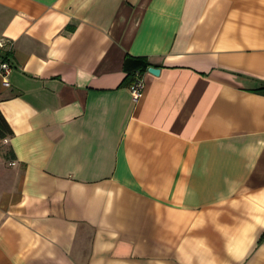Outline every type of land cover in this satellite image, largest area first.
I'll return each instance as SVG.
<instances>
[{
  "label": "crops",
  "instance_id": "1",
  "mask_svg": "<svg viewBox=\"0 0 264 264\" xmlns=\"http://www.w3.org/2000/svg\"><path fill=\"white\" fill-rule=\"evenodd\" d=\"M0 40V264H264V0H0Z\"/></svg>",
  "mask_w": 264,
  "mask_h": 264
},
{
  "label": "trees",
  "instance_id": "2",
  "mask_svg": "<svg viewBox=\"0 0 264 264\" xmlns=\"http://www.w3.org/2000/svg\"><path fill=\"white\" fill-rule=\"evenodd\" d=\"M149 66H150V63L144 56H140V57H128L127 56L124 61V68L127 71L126 80L128 81L129 85L134 81L135 73H139L141 75V73L147 70ZM254 91H256L257 93L264 94V84L254 89ZM11 133L12 131L9 125L7 124L3 116L0 114V138L2 139L6 137L7 135H10Z\"/></svg>",
  "mask_w": 264,
  "mask_h": 264
},
{
  "label": "built area",
  "instance_id": "3",
  "mask_svg": "<svg viewBox=\"0 0 264 264\" xmlns=\"http://www.w3.org/2000/svg\"><path fill=\"white\" fill-rule=\"evenodd\" d=\"M6 43H9V42H7V40H0V47H4V44H6ZM10 43L8 45H11ZM10 68L11 67L9 66V64L7 62H2L0 64V70L4 74L5 73H8L10 71ZM134 77H135V79L130 84L129 89H130V94H131L132 100L134 102H136L142 96L144 84H143L142 75H140L139 73H135V76ZM11 164H14V162H11Z\"/></svg>",
  "mask_w": 264,
  "mask_h": 264
},
{
  "label": "water",
  "instance_id": "4",
  "mask_svg": "<svg viewBox=\"0 0 264 264\" xmlns=\"http://www.w3.org/2000/svg\"><path fill=\"white\" fill-rule=\"evenodd\" d=\"M148 72H150L151 74L157 75L159 73V68L155 66H150L148 68Z\"/></svg>",
  "mask_w": 264,
  "mask_h": 264
}]
</instances>
